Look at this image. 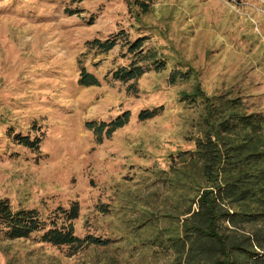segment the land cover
I'll use <instances>...</instances> for the list:
<instances>
[{
	"label": "rangeland",
	"instance_id": "374dc122",
	"mask_svg": "<svg viewBox=\"0 0 264 264\" xmlns=\"http://www.w3.org/2000/svg\"><path fill=\"white\" fill-rule=\"evenodd\" d=\"M131 1L0 0V200L43 215L77 202L79 238L127 234L136 207L158 187L152 171L167 170L170 154L192 148L196 113L179 93L193 82L169 86L172 69L190 67L207 95L241 98L264 115V0H157L140 26L128 13ZM119 30L147 36L166 69L144 74L137 95L129 94L106 77L115 50L86 59L100 86L78 85L84 43ZM155 107L163 108L158 116L138 121L140 110ZM124 111L128 124L96 145L85 123ZM33 126L44 134L39 152L9 136L10 129L40 136ZM134 248L119 242L68 256L34 238L9 240L0 229V264H99L110 256L144 262Z\"/></svg>",
	"mask_w": 264,
	"mask_h": 264
},
{
	"label": "trees",
	"instance_id": "16d2710c",
	"mask_svg": "<svg viewBox=\"0 0 264 264\" xmlns=\"http://www.w3.org/2000/svg\"><path fill=\"white\" fill-rule=\"evenodd\" d=\"M156 1L132 0L127 5L135 24L142 25ZM148 39L119 30L104 39L87 40L84 52L77 57L78 85L100 86L101 81L87 71L86 59L117 50L106 77L127 85V93L137 95V80L146 73L164 71L167 64L156 47L146 44ZM166 81L169 86L193 82L190 91L179 93V101L196 113L194 135L189 140L192 148L170 154L167 170L152 171L158 187L136 207L137 216L127 234L115 239L77 237V202L43 215L34 208L14 209L2 199L0 229L4 236L9 240L34 238L66 248L68 256L89 247L108 249L127 242L135 246L137 256L145 258L139 264H264V115L250 110L241 98L207 95L190 67L172 69ZM162 109L140 110L137 119H153ZM130 116L124 111L109 122L89 121L84 126L100 145L127 125ZM32 129L40 136L31 139L11 129L9 136L39 152L44 134L38 127ZM99 264L121 263L110 256Z\"/></svg>",
	"mask_w": 264,
	"mask_h": 264
}]
</instances>
